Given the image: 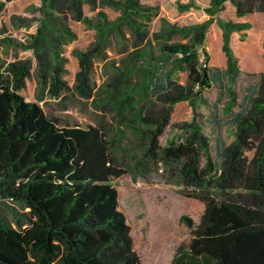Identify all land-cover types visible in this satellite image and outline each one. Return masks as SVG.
I'll use <instances>...</instances> for the list:
<instances>
[{"label":"trees","instance_id":"obj_1","mask_svg":"<svg viewBox=\"0 0 264 264\" xmlns=\"http://www.w3.org/2000/svg\"><path fill=\"white\" fill-rule=\"evenodd\" d=\"M84 4L119 9L131 30L132 50L123 60L125 68L111 76L110 85L114 90L135 71L144 75L140 92L144 103L135 115L144 125L139 131L147 143L146 155L180 163L181 184L190 190L181 220L191 238L183 247L217 264H264V69L245 112L234 121V140L218 158L204 131L201 111L209 105L206 92L223 77L219 70L213 73L216 66L205 48L210 23L232 15L223 23L222 49L227 74L234 81L244 62L233 47L232 34H242L253 24L233 16L264 14V0H210L206 7L195 0L179 3L181 11L203 8L210 18L189 25L162 18L161 29L152 34L148 23L157 8L141 0H43L44 18L29 47L38 60L42 85L54 98L67 88L58 44L72 37L68 16L91 25ZM97 26L101 44L76 51L81 65L79 91L87 97L91 59L119 29L106 19ZM177 34L188 42H172ZM153 43L158 56L151 50ZM145 59L149 63L139 64ZM31 69L30 59H0V264H141L139 241L120 204L118 182L127 170L113 157L106 128L61 125L39 103L27 101L20 90ZM179 72L187 74L186 83L175 77ZM230 95L227 111L237 104L236 92L230 90ZM181 101L189 102L192 119L176 125L184 132L180 139L161 146L174 107Z\"/></svg>","mask_w":264,"mask_h":264},{"label":"rangeland","instance_id":"obj_2","mask_svg":"<svg viewBox=\"0 0 264 264\" xmlns=\"http://www.w3.org/2000/svg\"><path fill=\"white\" fill-rule=\"evenodd\" d=\"M189 1L141 0V3L157 8V15L148 23L150 33L161 29L162 18L179 25L203 22L210 18L203 8L179 10V3ZM195 1L203 7L210 3V0ZM42 4L43 0H0V59L6 62L30 59L32 63L31 74L20 93L27 101L39 103L61 125H104L111 140L113 157L127 170V174L118 182L122 188L120 204L139 241L141 264H217L206 256H193L186 246L191 235L181 217L187 212L186 194L190 190L181 184L180 163H165L160 156L146 155L147 143L141 138L139 131L144 125L135 115L140 103H144L140 99L144 75L135 71L124 78L114 90L110 85L111 76L117 69L125 68L123 60L132 50L129 41L131 30L122 20L121 11L112 6L92 7L84 4V12L91 20V25L68 16L66 22L72 37L66 36L58 44L64 62L63 78L67 82V88L59 98H54L49 94L48 88L42 85L38 60L33 49L29 47L39 33L44 18L40 12ZM231 17L232 15L216 17L209 25L205 48L211 55V64L216 66L213 73L215 70L221 71L219 68H226L222 32L225 19ZM233 18L241 20L235 16ZM102 19L109 23L116 22L119 29L111 33L101 45L100 52H96L91 59V94L87 97L79 91L77 73L81 65L76 51H87L101 44L102 35L97 25ZM249 20L253 23V28L241 37V41L234 42L235 49L243 58V76L236 84L230 77L224 76L227 84L235 85L230 90H235L237 101L241 98L240 89L257 81L261 72L260 64L264 60V14L253 15ZM188 40L183 34H177L172 42L187 43ZM249 49H253L254 61H249V57L245 55ZM151 50L158 56L156 43H153ZM249 62H254V67ZM147 63V59L139 61V64ZM222 74L224 75V71ZM220 94H223L220 82L215 81L212 89L206 92L211 109L217 103H220L221 108H226L231 95L222 96L219 100ZM206 113L209 114L208 111ZM192 116L190 104L187 101L178 102L172 112L171 123L160 139L161 146H165L172 139H180L178 136L184 132L176 125L190 121ZM206 124L208 127L213 125L209 122ZM207 133L213 141L214 136L210 129ZM2 207L7 212L11 211L8 205Z\"/></svg>","mask_w":264,"mask_h":264},{"label":"crops","instance_id":"obj_3","mask_svg":"<svg viewBox=\"0 0 264 264\" xmlns=\"http://www.w3.org/2000/svg\"><path fill=\"white\" fill-rule=\"evenodd\" d=\"M254 15L257 16V15H261V14L257 13ZM251 16H253V15H251ZM251 16L241 17L240 18L241 20H239V21H251V20H249V18ZM251 28H253V26ZM250 29H247L242 34L239 32H234L232 34L233 47H234V42L241 41L242 40L241 37L244 36L245 33H248ZM216 39L218 40V37H216ZM222 42H223V32H222ZM234 49H235V47H234ZM235 51L239 56H241L236 49H235ZM245 55L249 57L248 58L249 61H252V60L254 61L255 54L253 53V49H251V50L249 49V51L246 50ZM263 57H264V54H263ZM241 58H242V56H241ZM249 64L251 65V67H254V62H249ZM260 65H261L260 70L262 71L264 69V60ZM219 69L221 70L220 71L221 74H222V71H224V75H223L222 79H220L221 80L220 81L221 93H223V94L219 95V100H220L222 96H226V95L228 96L230 94V88L231 87L235 88V85L231 86V84H227L226 81L224 80V76H225V78L229 77V75L227 74V63H226L225 69H221V68H219ZM242 76L243 75L241 72L240 75L233 82L236 84L242 78ZM175 77H178L181 83H186L187 74L185 72H179V73L175 74ZM213 84H214V82H213ZM213 84H212V87H213ZM258 84H259V77L255 83H253V82L249 83L246 86H244L243 88H241L240 89L241 90V92H240L241 98L237 101V104L232 108L231 111H227L225 108H221L220 103H217L218 105L215 106L214 109H211L210 105L203 106L201 108V111L204 115L203 116L204 123H205L204 131H205V133H207V131L210 129V132H212V134L214 136L213 141H212L211 137L210 136L209 137L211 139V145L213 147V155L215 157L218 158V156L222 153L225 146L234 140V136L232 134V130L235 127L234 121L242 113L245 112L246 107L249 104L250 98L253 96ZM212 87H211V89H212ZM222 87H223V89H222ZM181 102H183V101H181ZM203 109H207V110L203 111ZM206 111H208L209 114H207ZM212 111H214V112L212 113ZM207 122H209L213 125L212 126L209 125V127H208L206 124Z\"/></svg>","mask_w":264,"mask_h":264}]
</instances>
